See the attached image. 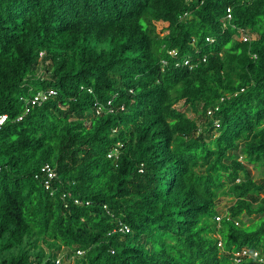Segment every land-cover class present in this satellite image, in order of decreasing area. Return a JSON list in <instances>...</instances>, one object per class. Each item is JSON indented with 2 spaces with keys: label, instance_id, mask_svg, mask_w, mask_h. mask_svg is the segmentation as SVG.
I'll use <instances>...</instances> for the list:
<instances>
[{
  "label": "trees",
  "instance_id": "1",
  "mask_svg": "<svg viewBox=\"0 0 264 264\" xmlns=\"http://www.w3.org/2000/svg\"><path fill=\"white\" fill-rule=\"evenodd\" d=\"M2 114L0 264H264V0H0Z\"/></svg>",
  "mask_w": 264,
  "mask_h": 264
},
{
  "label": "built area",
  "instance_id": "2",
  "mask_svg": "<svg viewBox=\"0 0 264 264\" xmlns=\"http://www.w3.org/2000/svg\"><path fill=\"white\" fill-rule=\"evenodd\" d=\"M230 15L228 14L227 17H229ZM240 37L242 40H246L249 38V36L247 35V33H245L244 31L241 32L240 34ZM188 63L187 60H185V64ZM53 91H49L48 93H44V92H37V94L32 97V98H27L25 99V102H26V105L28 104H34L35 102H39V101H42L44 100L49 94H52ZM7 118V115L6 114H2L0 116V126L3 124V122L5 121V119ZM21 117H19L20 119ZM41 171H43L46 175H45V179H44V187L46 189H50L49 191L52 192V189H51V179L55 176V172L53 171V169L48 165V164H45L44 166H42L41 168ZM75 202H79L77 200H75ZM118 230L121 231V232H127L129 230L128 226L127 225H120L118 227ZM84 253L83 250H79L77 249L76 250V255H82ZM242 256H246V257H259V253L257 251H254L252 253H250L248 250L246 249H243L241 252H238L235 254V260L238 261L240 260V258L238 257H242ZM61 259L62 257L60 256V254L58 255V257L55 258V264H60L61 263ZM261 259V258H260ZM32 264H35V263H32Z\"/></svg>",
  "mask_w": 264,
  "mask_h": 264
},
{
  "label": "rangeland",
  "instance_id": "3",
  "mask_svg": "<svg viewBox=\"0 0 264 264\" xmlns=\"http://www.w3.org/2000/svg\"><path fill=\"white\" fill-rule=\"evenodd\" d=\"M158 26L160 27L161 26V23H159ZM37 73L40 74V75H43V73H44L43 68L39 66V68L37 69ZM249 168L251 169L252 175L256 179L257 178H261V179L264 178V172H263V169L262 168H255V167H252V166H249ZM231 201H232V199L230 197H227V196H220L218 198L216 208H217V211H218L219 216H222L224 214L227 206L231 203ZM247 218L248 217L245 216V215L242 216V219L244 221H247L248 220ZM252 218H253V216L251 217V219ZM61 253H63V252H61ZM60 256H61V254H60ZM73 260H74V257L70 256L69 261H65V263L73 264Z\"/></svg>",
  "mask_w": 264,
  "mask_h": 264
}]
</instances>
